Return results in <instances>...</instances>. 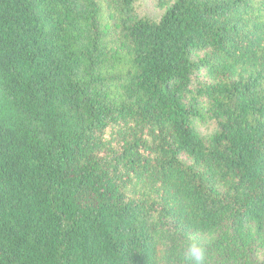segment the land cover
<instances>
[{
    "label": "trees",
    "instance_id": "trees-1",
    "mask_svg": "<svg viewBox=\"0 0 264 264\" xmlns=\"http://www.w3.org/2000/svg\"><path fill=\"white\" fill-rule=\"evenodd\" d=\"M138 1L0 0V264H263L264 0Z\"/></svg>",
    "mask_w": 264,
    "mask_h": 264
},
{
    "label": "rangeland",
    "instance_id": "rangeland-1",
    "mask_svg": "<svg viewBox=\"0 0 264 264\" xmlns=\"http://www.w3.org/2000/svg\"><path fill=\"white\" fill-rule=\"evenodd\" d=\"M139 6H141L139 15L140 17L147 16L150 19H158L161 16V11L158 9L156 0H139L138 1ZM195 128L197 132L200 134L202 138H207L211 135L213 132L212 125L206 123V124H197L195 123ZM198 241V244H200L205 249V264H240V263H234V262H228L225 260L223 256L218 255L216 252H213L208 248L207 246V239L206 238H200L196 239ZM189 243L188 241H184L181 248L179 249L181 251V257L183 258V252L184 249ZM257 261L263 262L258 259ZM174 264H183V261H175Z\"/></svg>",
    "mask_w": 264,
    "mask_h": 264
},
{
    "label": "clouds",
    "instance_id": "clouds-1",
    "mask_svg": "<svg viewBox=\"0 0 264 264\" xmlns=\"http://www.w3.org/2000/svg\"><path fill=\"white\" fill-rule=\"evenodd\" d=\"M183 264H205V249L194 240L187 243L183 252Z\"/></svg>",
    "mask_w": 264,
    "mask_h": 264
}]
</instances>
